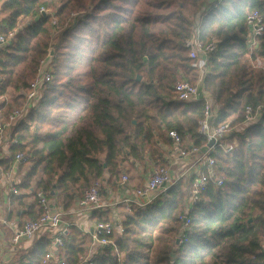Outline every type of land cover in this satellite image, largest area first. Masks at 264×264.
Segmentation results:
<instances>
[{"label": "trees", "instance_id": "1", "mask_svg": "<svg viewBox=\"0 0 264 264\" xmlns=\"http://www.w3.org/2000/svg\"><path fill=\"white\" fill-rule=\"evenodd\" d=\"M215 1L0 0V36L18 28L0 44V97L11 92L0 102L1 121L23 108L40 61L54 48L52 79L14 126L9 158L1 161L11 169L22 153L32 162L18 194H10L8 221L19 216L21 229L38 219L40 191L69 211L97 180L104 184V198L116 192L125 164L130 172L147 162L167 167L162 146H172L170 131L202 148L204 103H181L174 94L177 82L195 85L202 75L219 106L215 125L229 121L239 129L232 152L213 154L223 186L211 183L187 213L181 245L176 241L191 205V178L144 209L123 210L120 221L109 211L93 212V220L113 224L116 244L98 248L93 264H264V37L257 49L246 44L247 17L255 10L264 17V0H221L209 7ZM202 15L200 40L218 42L203 73L185 46ZM247 107L261 113L257 122H245ZM91 242L90 234L73 228L57 254L78 264ZM52 247L53 237L45 233L8 264H43Z\"/></svg>", "mask_w": 264, "mask_h": 264}, {"label": "built area", "instance_id": "2", "mask_svg": "<svg viewBox=\"0 0 264 264\" xmlns=\"http://www.w3.org/2000/svg\"><path fill=\"white\" fill-rule=\"evenodd\" d=\"M220 1L221 0L215 1L210 4L209 7ZM41 13L48 14L50 12L49 10L42 8ZM87 13L88 11L86 10L81 11V13H72L70 20L75 22ZM202 17L203 15L195 20L193 35L185 41V46L189 49V58L196 62L201 73L205 70L209 56L218 48V42L216 39L207 44H204L200 40V27L198 26V22ZM247 26L248 34L246 36V44L249 49H257L259 47L260 39L264 37V17L257 10L250 12L247 17ZM17 32L18 30L15 29L10 32L8 36H0V44H6L9 42ZM257 66H262V63L259 61ZM52 73L53 65L51 62V56L48 55L40 61L36 77L30 84V89L26 95V102L23 108L14 109L10 112L5 122H0V136H3L7 129L12 128V126L21 119L26 110L31 109L39 102V100H41L45 85L52 79ZM174 94L176 100L181 103H204V117L199 122V133L206 138L204 146H207L211 140L215 141L214 145L207 153H202L201 148L193 146L189 138L183 140L176 131H170L168 137L173 141L176 149V154L170 157V164L173 162L177 163L184 158H191L192 163L183 172L176 174L172 173L169 166H155L148 162L146 170H144V184L132 193V198L119 197L105 200L102 195L104 184L101 180H97L88 190H86L84 196L78 201L77 207L69 212L66 211L63 206L55 205L44 192H38L36 195L37 203L42 210V214L38 219L28 222L21 229L13 228L14 236L12 238V244L15 246V250L19 249V246L24 241L34 242L43 234L48 233L53 237V249L45 255L43 264H67L64 259L59 257L57 250L58 248L64 247L65 239L69 238L72 233L73 223L71 218H67L69 214L74 216L90 215L95 211L105 212L107 210H112L120 204L125 206L126 212H131L132 205L144 209L152 204L158 196L167 192L179 180L185 177H192V185L190 188L191 205L186 209L185 215L181 217V220L183 221L182 232L178 237L180 240L179 245L183 244L186 240V232L188 231L190 224V220L187 217L188 210L200 202L203 193L211 183L216 184L218 187L223 186V180L216 176L215 158L213 157V154L216 149H221L226 154L232 152L237 142L235 137H231L239 129L238 127L232 126L229 121L219 126L215 125L214 122L219 111V106L216 104L213 96L204 89L202 80L197 85L191 84L186 80L179 81L174 86ZM245 117L246 123H255L260 119L261 113L255 112L252 107H247ZM188 142L191 146H188L189 148L187 149L182 148V145L184 143L188 144ZM27 159V156L18 153L14 158V165L19 166ZM2 160L3 154L0 151V164ZM128 181L129 176L124 174L122 176L123 184ZM11 192L18 194L16 186H11ZM0 222L4 224L5 220L0 219ZM114 230L115 227L111 222L97 221L92 231L90 232L89 229L86 232L90 233L92 242L97 248L110 246L116 248L115 241L111 238L114 234ZM118 256L119 262H121V256L119 254ZM0 264H3V262L0 261ZM78 264H93V256L87 255L86 257L81 258Z\"/></svg>", "mask_w": 264, "mask_h": 264}, {"label": "crops", "instance_id": "3", "mask_svg": "<svg viewBox=\"0 0 264 264\" xmlns=\"http://www.w3.org/2000/svg\"><path fill=\"white\" fill-rule=\"evenodd\" d=\"M2 17L3 16H1V18ZM20 28H22V27L20 26ZM17 30H18V28H17ZM199 80L200 81L202 80V75H201ZM8 130H11V128L7 129L3 136H0V138H1L0 139V151L3 154V159L9 158L8 156L5 157V154L3 153V149L1 147L3 142H6L5 135H6ZM231 138H234V136L232 135ZM233 140H235V139H233ZM9 141H11V138ZM14 142L16 143L17 141L14 140ZM171 142H172L171 147H168L167 145H163L162 149L165 152L166 159L168 160V163H169L168 166L170 167L172 173L177 174V173L183 172L192 163V159L191 158H184L182 160H179L177 163L173 162L170 164V157L172 155L176 154V149H175L174 143L172 140H171ZM188 146H191V144L189 142H188V144L184 143L182 145V148L187 149V148H189ZM9 149H10V147H9ZM150 163H152V162H150ZM6 168H8L7 164H3V162H2L0 164V207L3 206V208L5 209L4 210L5 212H3V213L0 212V219H4L5 222H4V224L2 222H0V223H2V224H0V261H2L3 264H8L10 261H12L14 258H16L22 252H25V251L31 249L32 246L34 245V243L37 241V239L34 242L24 241L19 246V249H17V250H15V246L12 244V238L14 236V229L13 228H16V229L20 228V223L22 220L19 216H17L12 221H8V219H7V216H8L7 212H9V209H11V204H10V194L12 193L11 192V186L14 185L17 188V185H19L22 182V180H23L25 174L28 172L29 168L26 166L20 167V166H15V165H13V167L11 169H6ZM144 170H146V168L143 170L139 169L137 172L138 179L136 181L138 184H136V185L130 184L131 187H128V186H123V182H121V187H119V189L116 192H110L109 197L104 198V199L110 200V199H115V198H119V197H121V198L122 197L132 198V193L144 184V180H145ZM145 173H146V171H145ZM7 174H9V175H7ZM187 178L193 179L192 177H187ZM29 200H31V199H29ZM76 207H77V204L75 205V207L72 210H69V212L73 211ZM122 209L125 210V206H123ZM117 210H118V208H114L112 210H107V211L111 212L112 216H115L116 217L115 219L118 220L117 218H119V219L121 218L122 212H120V215H119V212ZM190 210H191V208L188 210V212ZM92 215H93V213H91L90 215H78V216L77 215L74 216V215L69 214L67 216V218H71V221L73 223L72 231H73V228H79L84 233H87L86 231H88L89 229L91 232L95 223L97 222V220L92 219ZM6 230L11 231L13 233V236H8ZM88 234H90V233H88ZM52 249H53V247L51 248V250ZM97 250H98V248L93 244V242H91L88 255L94 256V254L96 253Z\"/></svg>", "mask_w": 264, "mask_h": 264}, {"label": "rangeland", "instance_id": "4", "mask_svg": "<svg viewBox=\"0 0 264 264\" xmlns=\"http://www.w3.org/2000/svg\"><path fill=\"white\" fill-rule=\"evenodd\" d=\"M74 13H81V11H76V12H74ZM1 17V16H0ZM70 17H71V15H70ZM25 24H27V21L25 20L24 22L22 21V23H21V27L22 28H24V26H25ZM200 24H201V19L199 20V22H198V26L200 27ZM54 49V48H53ZM53 49H51V52H52V50ZM51 54V53H50ZM51 56V55H50ZM199 83H200V80L198 81ZM195 85H197V84H195ZM10 95H11V92H10V94L9 95H7V96H4V97H0V102H2V101H7L9 98H10ZM16 109V108H15ZM14 110V109H13ZM27 113V110L24 112V114L22 115V117H21V119H19L13 126H12V128H11V130H8L7 131V133H6V135H5V140H6V142H3V144H2V149H3V153L5 154V157L6 156H9L10 154H9V147L11 146V141H9L10 140V138H11V134H12V132H13V129H14V126L15 125H17V124H19V122H21L24 118H25V114ZM0 115H1V113H0ZM52 116V115H51ZM53 117L55 118V121H56V114H54L53 115ZM51 118V117H50ZM6 121V120H5ZM5 121H2V122H5ZM0 122H1V120H0ZM58 123V121H56V124ZM55 126V125H54ZM49 129L48 128H43L42 130H41V132H47ZM1 139V138H0ZM4 141V140H3ZM25 156H27V155H25ZM28 157V159L26 160V161H24L23 163H21L19 166L21 167V166H23V167H28V168H30L31 167V165H32V162H31V156L30 155H28L27 156ZM129 170V165L128 164H125L124 165V167H123V175L124 174H127L128 176H129V181L127 182V183H125V184H123V186H128V187H131V185L132 184H134V185H136V184H138L137 183V179H138V174H137V170L136 169H134V170H132L131 172L130 171H128ZM131 184V185H130ZM32 199V198H31ZM123 204H120L119 206H117L116 208H118V212H119V215H120V212H123ZM5 209L3 208V206H1L0 207V212H5L4 211ZM118 220H119V218H117ZM120 219H122V217L120 218ZM120 221V220H119ZM0 224H2V223H0ZM118 229H119V231L121 232V229H120V227H117Z\"/></svg>", "mask_w": 264, "mask_h": 264}, {"label": "water", "instance_id": "5", "mask_svg": "<svg viewBox=\"0 0 264 264\" xmlns=\"http://www.w3.org/2000/svg\"><path fill=\"white\" fill-rule=\"evenodd\" d=\"M53 54H54V49H53L52 52H51V56H53ZM140 79H141V77L138 76V80H140ZM214 143H215V141H214V140H211V141L208 143L207 146H203V147L201 148V152H202V153H207L208 150L214 145ZM179 242H180V240H179V238H178L177 241H176V243L179 244Z\"/></svg>", "mask_w": 264, "mask_h": 264}]
</instances>
